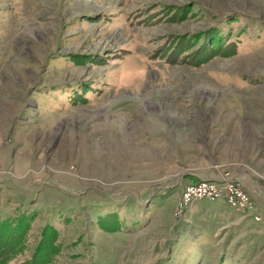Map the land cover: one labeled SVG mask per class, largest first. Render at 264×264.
Segmentation results:
<instances>
[{"label":"rangeland","instance_id":"obj_1","mask_svg":"<svg viewBox=\"0 0 264 264\" xmlns=\"http://www.w3.org/2000/svg\"><path fill=\"white\" fill-rule=\"evenodd\" d=\"M213 174L252 208L177 215ZM249 178L264 189V0H0V219L31 214L0 264H264Z\"/></svg>","mask_w":264,"mask_h":264},{"label":"built area","instance_id":"obj_2","mask_svg":"<svg viewBox=\"0 0 264 264\" xmlns=\"http://www.w3.org/2000/svg\"><path fill=\"white\" fill-rule=\"evenodd\" d=\"M221 197L225 200L226 207L234 211L246 212L252 208L251 199L241 188L237 179L232 176L219 175L211 180L198 178L195 182L185 183L179 193L175 213L178 215L186 206L199 199L213 201Z\"/></svg>","mask_w":264,"mask_h":264},{"label":"trees","instance_id":"obj_3","mask_svg":"<svg viewBox=\"0 0 264 264\" xmlns=\"http://www.w3.org/2000/svg\"><path fill=\"white\" fill-rule=\"evenodd\" d=\"M23 211H18V209L16 210V213H14V218L9 219L8 217L2 218L0 219V236L2 238H5L7 240H11L13 241V239L15 238V236H17L19 233H21V231L25 228V227H29L30 225V221H31V217H30V213H21ZM21 213V214H18ZM14 221V222H13ZM45 228L43 227L42 230H44ZM41 230V231H42ZM41 237L39 238V242L38 244H36L37 246L36 251L39 249H43V251L45 250V246L48 247L47 245V240L49 239V234L50 233H46V232H41ZM12 238V239H11ZM36 257V256H35ZM32 264H36V262L34 263L33 259L34 256L32 255V257H30ZM29 259V260H30ZM36 259V258H35ZM46 263V262H45Z\"/></svg>","mask_w":264,"mask_h":264},{"label":"crops","instance_id":"obj_4","mask_svg":"<svg viewBox=\"0 0 264 264\" xmlns=\"http://www.w3.org/2000/svg\"><path fill=\"white\" fill-rule=\"evenodd\" d=\"M198 177L199 176H194L193 179L190 180V182H195L196 180H198ZM216 177H217V174H213V175H208L206 177V179L211 180V179L216 178ZM232 177L236 178L238 176L233 175ZM248 181L251 184V188L253 186L256 190H258V196L260 197V200H262V202H264V193H263L264 189H263V187L259 183H257V180H253V179L249 178Z\"/></svg>","mask_w":264,"mask_h":264}]
</instances>
